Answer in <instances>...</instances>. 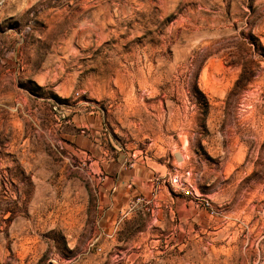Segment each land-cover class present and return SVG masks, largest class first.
<instances>
[{
	"label": "rangeland",
	"instance_id": "obj_1",
	"mask_svg": "<svg viewBox=\"0 0 264 264\" xmlns=\"http://www.w3.org/2000/svg\"><path fill=\"white\" fill-rule=\"evenodd\" d=\"M0 264H264V0H0Z\"/></svg>",
	"mask_w": 264,
	"mask_h": 264
},
{
	"label": "built area",
	"instance_id": "obj_2",
	"mask_svg": "<svg viewBox=\"0 0 264 264\" xmlns=\"http://www.w3.org/2000/svg\"><path fill=\"white\" fill-rule=\"evenodd\" d=\"M185 159L182 158V162L184 163ZM197 175H194V172L190 168H186L183 170V168H180L176 170L173 174H170L165 180L166 177L160 176L156 177L155 181L157 182L155 185H157V189L160 188V181L163 183L167 182L168 185H170L172 188H174L176 191H179L182 193L183 196H194L195 198H198L199 194L197 192ZM164 178V179H163ZM158 193H153L152 197L149 199H145L142 197H139L137 199L138 203L144 202L147 205L152 204L157 199ZM137 204H135L136 206ZM204 206L209 207L210 203L205 202ZM133 207L132 209H134ZM125 216V215H124Z\"/></svg>",
	"mask_w": 264,
	"mask_h": 264
}]
</instances>
